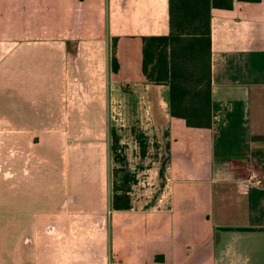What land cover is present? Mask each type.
<instances>
[{
	"label": "crops",
	"instance_id": "0c3cea01",
	"mask_svg": "<svg viewBox=\"0 0 264 264\" xmlns=\"http://www.w3.org/2000/svg\"><path fill=\"white\" fill-rule=\"evenodd\" d=\"M41 2L63 9L66 20L73 8L81 30L89 12L100 22L95 25L91 18L95 30L90 25L94 31L85 37L78 27L79 47L60 50L82 68L83 60L86 66L91 62L86 46L95 43L90 75L103 77L106 104V115L95 103L84 115L97 127L86 137L98 134L106 117V160H100L97 146L74 151L67 164L62 161L65 169L73 168L72 175L66 170V179L79 181L85 205L100 198L96 189H81L84 183L114 179L113 169L124 171L129 185V207L108 210V224L97 225L107 239L88 244L90 250L105 251V264H250L249 257L264 264V185L241 189L251 173L264 181V0H233L230 9L210 10L209 127H190L172 116L168 85L149 82L141 70L142 36L170 31L168 0ZM34 8L36 0H0V22L10 9V23L26 24ZM56 55V49H45L43 56ZM37 62L43 68L49 60ZM42 105L27 120L55 119L47 103ZM36 145L30 178L51 179L55 153L45 142ZM46 199L39 190L32 208L14 211L21 220L47 214ZM92 215L98 221L107 212L98 205ZM47 227V233L58 228Z\"/></svg>",
	"mask_w": 264,
	"mask_h": 264
},
{
	"label": "rangeland",
	"instance_id": "374dc122",
	"mask_svg": "<svg viewBox=\"0 0 264 264\" xmlns=\"http://www.w3.org/2000/svg\"><path fill=\"white\" fill-rule=\"evenodd\" d=\"M42 5L41 0H36V8L26 24L10 23V9H5L7 13L3 11L5 17L0 22V264H105L102 259L105 251L95 253L87 245L107 239L105 231L101 233L97 225L99 221L104 222V227L108 224L112 192L121 195L118 202H123L129 190L125 172L113 169L114 179L84 183L81 189H96L100 198L85 205L79 181L76 184V179H66V170L67 175H72L73 168L65 169L62 165V161L67 164L72 159L74 151L84 147L97 146L103 162L107 157L106 117L103 126L96 129L98 134L92 137L86 136L97 127L89 125L84 118L93 103L106 115V104L102 102L104 88L100 86L103 77L99 78L94 71L90 75L94 62L92 50L96 46L95 43L86 46L91 54L89 66L83 60L81 66L86 69L77 68L74 56H63L64 52L60 51L80 45L75 33L81 28L74 23L73 8L67 10L72 15L66 20L60 15L63 9ZM91 18L95 25L100 23L89 12L80 32L84 31V37L95 30ZM45 49H56L59 55L45 57ZM43 58L49 62L42 68L37 61ZM43 102L55 119L27 120L29 112L42 111ZM44 142L55 153V164L51 165L55 170H50L51 179H32L36 170L32 172V151L37 148L36 143ZM34 158L37 160V155ZM58 175L61 179H53ZM39 190L47 196L44 205L47 214L36 212L21 220L14 209L32 208ZM98 205L105 207L107 215L97 221L92 211ZM48 225L58 228L51 227L47 233ZM249 260L253 264L251 257Z\"/></svg>",
	"mask_w": 264,
	"mask_h": 264
},
{
	"label": "trees",
	"instance_id": "16d2710c",
	"mask_svg": "<svg viewBox=\"0 0 264 264\" xmlns=\"http://www.w3.org/2000/svg\"><path fill=\"white\" fill-rule=\"evenodd\" d=\"M232 4L233 0H168L169 33L142 36V73L149 82L168 85L170 114L187 126L211 125L210 10L230 9ZM113 65L117 70L115 58ZM127 193L119 203L122 197L115 191L112 208H128Z\"/></svg>",
	"mask_w": 264,
	"mask_h": 264
},
{
	"label": "built area",
	"instance_id": "2783aa9c",
	"mask_svg": "<svg viewBox=\"0 0 264 264\" xmlns=\"http://www.w3.org/2000/svg\"><path fill=\"white\" fill-rule=\"evenodd\" d=\"M264 181L257 178L255 174L251 173L246 179L244 184L241 186L242 190H248L251 186H263Z\"/></svg>",
	"mask_w": 264,
	"mask_h": 264
}]
</instances>
